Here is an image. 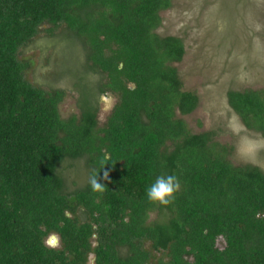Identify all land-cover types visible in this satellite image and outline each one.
I'll use <instances>...</instances> for the list:
<instances>
[{"label":"trees","instance_id":"16d2710c","mask_svg":"<svg viewBox=\"0 0 264 264\" xmlns=\"http://www.w3.org/2000/svg\"><path fill=\"white\" fill-rule=\"evenodd\" d=\"M172 2L0 0V264H264V170L183 119L199 97L176 68L183 39L157 33ZM58 30L82 53L68 119L66 92L30 83L21 59ZM227 101L264 139V90Z\"/></svg>","mask_w":264,"mask_h":264},{"label":"rangeland","instance_id":"374dc122","mask_svg":"<svg viewBox=\"0 0 264 264\" xmlns=\"http://www.w3.org/2000/svg\"><path fill=\"white\" fill-rule=\"evenodd\" d=\"M161 19L157 33L179 37L186 45L176 68L184 89L199 97L198 109L183 118L189 129L215 133L217 141L233 149L234 165L264 170V139L245 129L227 101L230 91L264 90V0H173ZM62 34L58 30L51 38L42 31L35 44L22 51L21 59L31 64L26 74L30 83L66 92L59 110L68 119L79 115V94L75 81L66 75L81 69L82 53L79 45L66 44ZM115 104L113 97H101L100 126ZM218 246L223 248V242Z\"/></svg>","mask_w":264,"mask_h":264},{"label":"flooded vegetation","instance_id":"af4514ba","mask_svg":"<svg viewBox=\"0 0 264 264\" xmlns=\"http://www.w3.org/2000/svg\"><path fill=\"white\" fill-rule=\"evenodd\" d=\"M45 244L50 248L60 249V247H61L60 237L58 235L52 234L46 238Z\"/></svg>","mask_w":264,"mask_h":264},{"label":"water","instance_id":"95a60500","mask_svg":"<svg viewBox=\"0 0 264 264\" xmlns=\"http://www.w3.org/2000/svg\"><path fill=\"white\" fill-rule=\"evenodd\" d=\"M94 261H95V259L94 258H91L90 264H94Z\"/></svg>","mask_w":264,"mask_h":264}]
</instances>
